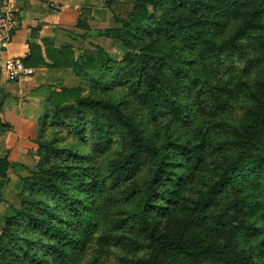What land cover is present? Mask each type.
Instances as JSON below:
<instances>
[{"label":"trees","instance_id":"obj_1","mask_svg":"<svg viewBox=\"0 0 264 264\" xmlns=\"http://www.w3.org/2000/svg\"><path fill=\"white\" fill-rule=\"evenodd\" d=\"M87 30L79 37L93 32ZM93 33L110 35L126 49L109 77H88L91 70L111 67H105L101 50L74 56L71 45L42 49L31 42L23 61L73 68L103 90L131 82L154 119L170 115L155 140L119 103L82 97L83 87L50 92V117L57 122L68 114L63 104L71 99L78 105L72 130L82 139L87 129L79 122L82 105L89 106L94 150L105 149L115 131L124 142L109 160L110 184H123V200L135 202L127 220L135 230L100 236L101 243L128 240L133 251L146 249V256L128 264H264V66L241 72L233 84L217 75L232 57L248 61L250 52L264 51V0H135L121 27ZM173 120L192 126L194 141L174 137ZM9 128L0 120V132ZM37 144L41 161L22 179L20 208L5 220L0 264L75 257L99 225L94 198L104 182L96 179L89 157L50 140ZM7 164V157H0V177ZM205 169L208 178L199 179ZM75 190L86 196H75ZM28 231L45 239L23 234Z\"/></svg>","mask_w":264,"mask_h":264},{"label":"rangeland","instance_id":"obj_2","mask_svg":"<svg viewBox=\"0 0 264 264\" xmlns=\"http://www.w3.org/2000/svg\"><path fill=\"white\" fill-rule=\"evenodd\" d=\"M67 12L63 20L46 24L42 29L41 47H58L60 45H71L74 49V56L78 53L87 51L92 55L101 50L107 56L105 67L107 71L91 70L88 74L90 78H99L102 73L109 77L115 70L114 61H121L126 49L121 42L110 35H96L93 32L97 29L118 28L121 23L130 16L135 0H67ZM93 31L90 35L82 38L81 33ZM220 36L218 39H222ZM44 49V48H42ZM249 57L251 60L245 61L232 57L222 66L217 74L221 81H227L231 84L238 80V76L243 71H251L256 65L264 66V51H252ZM35 74L42 77V88L31 97L22 96V106L25 107L23 116L19 119V124L7 131L0 132V157H7V167L5 175L0 177V237L3 235L5 220L7 217L15 214L20 208L18 198L19 186L22 179L30 177L37 170L41 161V153L37 150V140H50L51 144L60 149L77 151L87 155L88 162L93 164L96 179L104 182V188L101 195H95V207L99 211V225L97 230L91 234L84 247L77 250L75 257L65 254V256H46L42 264H128L130 260H135L146 256V249L133 251L128 240L115 241L108 239L101 243L100 236L110 234L122 236L123 233L130 234V222L127 221L133 217L136 204L127 203L123 200V184L112 187L110 184L111 172L109 160L115 158L124 147V142L119 133L110 137L108 146L100 150H94L92 146V134L89 132L90 108L82 105L84 109L83 120H79L87 129L84 130V139L79 138L72 130V124L79 119L76 111L78 105L74 100H69L62 107L68 109L62 122H57L50 117L52 107L50 104V92L61 88L83 87L82 97H94L99 99H110L119 103L125 115L134 117L135 122L139 123L147 135H155L154 139L162 137L163 124L166 123L170 115H164L162 118H153L145 110L138 100V90L128 83H114L108 89H101L100 86L87 80L83 74L73 68H54L43 65L42 63L32 64ZM40 68H47V72L40 74ZM210 106V101L206 103ZM210 108V107H209ZM89 115V116H88ZM102 115V112L100 113ZM70 124V125H68ZM174 137L182 140L194 141L192 126H183L176 121H171L169 127ZM61 160H57L59 163ZM55 162L49 161L47 166ZM145 173L142 168L137 174L136 183L142 185ZM209 171L204 170L199 179H207ZM197 176L194 184H197ZM38 183V182H37ZM37 185V184H35ZM39 195V192H36ZM77 197H85V193L74 191ZM136 222V221H135ZM32 236L33 239H45V236L31 234V231L23 233ZM55 257V258H54Z\"/></svg>","mask_w":264,"mask_h":264},{"label":"crops","instance_id":"obj_3","mask_svg":"<svg viewBox=\"0 0 264 264\" xmlns=\"http://www.w3.org/2000/svg\"><path fill=\"white\" fill-rule=\"evenodd\" d=\"M81 1V0H79ZM17 10V22L6 46L0 45V120L12 127L19 124L25 109L22 96L31 97L42 86L41 75L33 74L19 80L11 79L3 72V63L7 59L24 60L29 54V43L41 44L42 29L46 24L63 20L67 12V0H12ZM44 48V47H42ZM32 67V66H31ZM40 74L47 68H40Z\"/></svg>","mask_w":264,"mask_h":264},{"label":"built area","instance_id":"obj_4","mask_svg":"<svg viewBox=\"0 0 264 264\" xmlns=\"http://www.w3.org/2000/svg\"><path fill=\"white\" fill-rule=\"evenodd\" d=\"M17 22V10L12 0H0V45L6 46ZM3 72L8 78L19 80L34 74L33 67L17 58L7 59L3 63Z\"/></svg>","mask_w":264,"mask_h":264}]
</instances>
